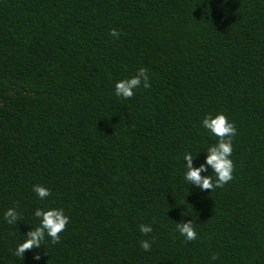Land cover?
Segmentation results:
<instances>
[{
	"label": "trees",
	"instance_id": "16d2710c",
	"mask_svg": "<svg viewBox=\"0 0 264 264\" xmlns=\"http://www.w3.org/2000/svg\"><path fill=\"white\" fill-rule=\"evenodd\" d=\"M140 67L150 87L116 96ZM208 113L234 168L201 191L183 156L205 163ZM38 207L68 223L17 257ZM0 264H264V0H0Z\"/></svg>",
	"mask_w": 264,
	"mask_h": 264
},
{
	"label": "clouds",
	"instance_id": "9594fccd",
	"mask_svg": "<svg viewBox=\"0 0 264 264\" xmlns=\"http://www.w3.org/2000/svg\"><path fill=\"white\" fill-rule=\"evenodd\" d=\"M110 35L118 37L119 33L113 29ZM143 83L144 88H149V75L148 71L144 67L137 69L136 75L115 82L114 92L115 95L121 98H130L134 95V90L139 88ZM201 127L207 130L212 136L217 137V141L214 144L208 145L205 152V163L200 167H193V155L191 152H185L183 161L184 174L183 179L188 184L195 185L203 190L212 189L213 187H221L225 183L229 182L233 177L234 164L230 158L233 152L232 139L236 135V127L233 122H230L223 113L206 114L201 121ZM211 168L212 175L201 176L202 172H207ZM32 191L36 194L41 201L51 195V190L42 185H33ZM35 218L39 221L38 225L30 230L25 239L18 243L14 255L17 257H23L27 250L32 248H40L41 244L50 238L52 244H56L60 240L59 234L65 229L68 223V217L65 215L62 208H36L34 212ZM11 217L15 221L17 219V213L14 209L9 208L4 213V218ZM138 229L142 234H148L152 232L150 225L140 224ZM176 230L184 239L191 241L196 239L197 233L189 223L176 224ZM141 247L144 250L150 248V242L148 240H142L140 242ZM34 260L39 261L41 259L40 254L37 252L33 256ZM213 260L216 256L213 255Z\"/></svg>",
	"mask_w": 264,
	"mask_h": 264
}]
</instances>
